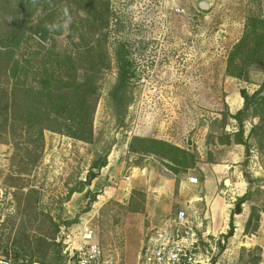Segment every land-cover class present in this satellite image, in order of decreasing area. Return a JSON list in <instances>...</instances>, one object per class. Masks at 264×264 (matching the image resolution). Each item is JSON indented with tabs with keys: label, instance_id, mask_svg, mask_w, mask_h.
Returning <instances> with one entry per match:
<instances>
[{
	"label": "rangeland",
	"instance_id": "rangeland-1",
	"mask_svg": "<svg viewBox=\"0 0 264 264\" xmlns=\"http://www.w3.org/2000/svg\"><path fill=\"white\" fill-rule=\"evenodd\" d=\"M105 1L110 67L99 74L93 140L87 143L45 131L39 153L24 158L6 134L0 135V253L12 264H66L74 256L68 244L79 242L84 226L93 231L103 264H136L145 233L162 220L153 219V211L161 210L159 198L166 205L173 192L169 179L183 178L187 171L171 168L152 155L132 154L125 145L134 135L166 134L182 149L196 152L194 141L206 126L208 143L215 138L226 141L222 131L237 129L229 118L222 126V115L229 113L227 94L231 89L252 94L264 84V62L249 66L246 79L226 75L227 58L244 33L247 17L264 18V0ZM39 3L27 27L40 20L44 28L27 33L15 51V56L33 54L37 65L46 54L73 53L79 40L76 35L69 37V25L77 26L85 17L78 0H55L45 10ZM15 10V4L3 9L0 1L1 31ZM118 42L128 45L136 74L129 81L130 101L122 120L107 98L116 79ZM257 113L264 114V102L242 115L249 154L241 163L251 179L244 204L253 202L256 210L264 207V123L258 124ZM104 154L107 164L91 168ZM219 238L224 242H217L212 264H228L229 258L234 264L256 263L259 249L246 246L239 231L234 242L232 236Z\"/></svg>",
	"mask_w": 264,
	"mask_h": 264
},
{
	"label": "trees",
	"instance_id": "trees-1",
	"mask_svg": "<svg viewBox=\"0 0 264 264\" xmlns=\"http://www.w3.org/2000/svg\"><path fill=\"white\" fill-rule=\"evenodd\" d=\"M0 1L3 9L14 4L16 9L10 24L5 30H0V135L6 134L8 140L13 142L15 151L23 153L24 158L30 157L33 152L39 153L45 131L90 143L93 140L94 112L100 97L99 74L110 67L106 48L108 2L78 0L82 2L80 7L85 17L79 18V25H74V22L69 25V37L73 38L76 35L79 40V43L75 44L74 52L50 53L51 56L46 54V59L37 65L33 64V54L21 57L15 56V51L21 48L27 33L32 30L41 32L40 27L45 24L38 20L27 27L31 22L29 17L40 4L39 0ZM41 1L42 9L45 10L47 7L50 8L51 2L55 0ZM114 62L116 79L108 90L107 98L115 116L122 120L130 101L129 81L131 77L136 76L126 43L115 44ZM263 62L264 18L250 14L242 37L233 46L227 58L226 75L246 79L249 66ZM263 89L264 84L252 94L245 89H239L243 107L235 114L222 115V126L229 118L235 120L237 129L232 133L222 131L228 140L217 141L225 144L232 141L243 145L246 159L249 148L243 136L242 115L249 108L256 109L264 102V95H261ZM255 116L258 117V124L264 123V114L257 113ZM210 136L209 133L207 137ZM127 149L132 154L152 155L171 168L181 167L182 172L194 167L198 158L196 152L187 151L168 141L137 135L130 138ZM33 157L37 161L39 154ZM106 164L104 154L92 162L91 168L100 169ZM91 176L94 177L95 173H91ZM244 177L249 184V190L242 200L248 199L251 184V179L245 174ZM258 220V210L252 207L244 232L255 231ZM233 232L231 215L229 229L224 237L232 236ZM35 262L44 264L40 261Z\"/></svg>",
	"mask_w": 264,
	"mask_h": 264
},
{
	"label": "crops",
	"instance_id": "crops-1",
	"mask_svg": "<svg viewBox=\"0 0 264 264\" xmlns=\"http://www.w3.org/2000/svg\"><path fill=\"white\" fill-rule=\"evenodd\" d=\"M226 104L230 114H235L243 107V99L239 90H230L226 96ZM197 132H200V129H197ZM201 132L199 139L194 141L198 156L194 167L187 169V176L183 178L169 179L168 186L172 187L173 192L168 197L166 205L161 204L164 203V198H159L161 210L153 211V219L161 220L169 215L173 209L184 208L187 201L192 200L194 209L204 217L201 230L206 231L209 237H215L219 239L218 241L224 242L219 236H224L227 233L232 215L235 232H233L231 242H234V236L239 231V236L242 234L246 246L259 249L255 264H264V207L258 209V226L252 233H245L244 229L251 212V206L256 207L257 205L253 202L245 203V205L244 201L247 200H243L240 205V213L235 211L236 202L249 190V184L244 177L241 164L245 154L244 146L232 141L229 144L219 143L216 138L213 142L208 143L206 140L207 126L206 128L202 127ZM247 133L248 130L244 129V139H247ZM167 136L165 134L164 137L159 136L157 138L183 148L179 143L173 142L172 139L169 140ZM230 139L232 140L231 137ZM125 149L128 150L126 145ZM220 149H222L221 154L217 152ZM190 177H196L197 183H190ZM229 259L228 264H234ZM31 264L39 263L33 262ZM57 264L64 263L57 262ZM66 264H69V261ZM215 264H219V262Z\"/></svg>",
	"mask_w": 264,
	"mask_h": 264
},
{
	"label": "built area",
	"instance_id": "built-area-1",
	"mask_svg": "<svg viewBox=\"0 0 264 264\" xmlns=\"http://www.w3.org/2000/svg\"><path fill=\"white\" fill-rule=\"evenodd\" d=\"M189 182L197 183V178L190 177ZM203 219L192 206V200L187 201L186 207L170 213L145 233L136 264H212L210 260L219 239L201 230ZM79 238L78 243L68 244V249L74 250L69 264H103L93 231L84 226ZM0 264L12 261L0 253Z\"/></svg>",
	"mask_w": 264,
	"mask_h": 264
},
{
	"label": "water",
	"instance_id": "water-1",
	"mask_svg": "<svg viewBox=\"0 0 264 264\" xmlns=\"http://www.w3.org/2000/svg\"><path fill=\"white\" fill-rule=\"evenodd\" d=\"M242 202H243L242 199H240L239 201L236 202V204H235L236 213H240V205H241Z\"/></svg>",
	"mask_w": 264,
	"mask_h": 264
}]
</instances>
